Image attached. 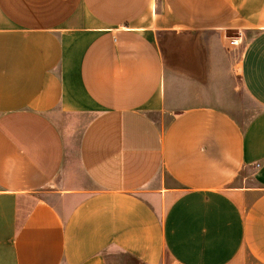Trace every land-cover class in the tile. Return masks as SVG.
Wrapping results in <instances>:
<instances>
[{"label":"crops","instance_id":"obj_1","mask_svg":"<svg viewBox=\"0 0 264 264\" xmlns=\"http://www.w3.org/2000/svg\"><path fill=\"white\" fill-rule=\"evenodd\" d=\"M0 264H264V0H0Z\"/></svg>","mask_w":264,"mask_h":264},{"label":"rangeland","instance_id":"obj_2","mask_svg":"<svg viewBox=\"0 0 264 264\" xmlns=\"http://www.w3.org/2000/svg\"><path fill=\"white\" fill-rule=\"evenodd\" d=\"M241 92L243 93V99L241 105H237V107H234L231 109V113L241 122H247V120L255 114L259 106L252 101L250 98L244 96V90ZM168 119H164L163 123H166Z\"/></svg>","mask_w":264,"mask_h":264},{"label":"built area","instance_id":"obj_3","mask_svg":"<svg viewBox=\"0 0 264 264\" xmlns=\"http://www.w3.org/2000/svg\"><path fill=\"white\" fill-rule=\"evenodd\" d=\"M240 34L235 37H230L229 45H236L239 43Z\"/></svg>","mask_w":264,"mask_h":264}]
</instances>
